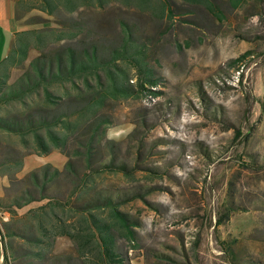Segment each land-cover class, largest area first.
<instances>
[{
	"label": "rangeland",
	"instance_id": "obj_1",
	"mask_svg": "<svg viewBox=\"0 0 264 264\" xmlns=\"http://www.w3.org/2000/svg\"><path fill=\"white\" fill-rule=\"evenodd\" d=\"M130 1L112 0L103 9L77 11L59 6L53 15L37 3L44 17L81 19L86 32L64 39L75 47L93 37L104 46L117 43L119 20H125L143 61L159 76L151 86L158 94L138 91L104 104L106 135L116 143L118 155L132 162L140 143L145 157L133 176L106 172L103 181L151 189L145 198L155 204L134 198L120 205L139 224L133 241L119 238V249L133 264H231L233 250L247 264H264V0H207L216 15L204 1ZM0 3L12 5L13 0ZM42 24L27 22L22 28ZM5 43L0 38V60L8 53ZM248 49L241 64L228 62ZM37 53L30 47L24 64ZM123 65L136 82V69ZM197 84L216 106L217 116L206 110ZM8 106L17 109L21 104ZM101 149L107 151L105 145ZM12 153L23 159L17 177L45 162L61 168L66 159L56 148L38 154L1 133L0 159ZM144 164L158 165L163 172L152 173ZM18 186L0 167V195ZM228 204L232 211L224 216ZM71 248L67 240L56 245L58 251Z\"/></svg>",
	"mask_w": 264,
	"mask_h": 264
},
{
	"label": "trees",
	"instance_id": "obj_2",
	"mask_svg": "<svg viewBox=\"0 0 264 264\" xmlns=\"http://www.w3.org/2000/svg\"><path fill=\"white\" fill-rule=\"evenodd\" d=\"M111 1L40 0V6L53 15L59 6L68 11L103 9ZM197 1L206 2L216 15L207 0ZM163 9L164 2L160 11ZM38 17L31 15L27 21L43 24L28 29L3 59L12 63L17 57V62H23L30 47L38 50L14 81L8 82V74L0 72V108L5 107L0 113V136L16 137L38 154L56 148L66 159L61 168L45 162L20 177L16 175L23 164L19 155L5 154L0 159L10 181L19 182L15 190L0 195V212L8 214L6 220L0 215V256L4 264H133L119 249L118 241L121 237L133 241L139 223L120 205L134 198L149 202L145 195L152 190L114 187L103 181L106 172L133 176L145 157L140 143L132 162L118 155L116 143L106 135L109 117L103 109L110 98L138 91L158 94L151 86L158 83L159 76L143 61V51L131 40V27L123 19L119 20L117 43L104 46L93 37L75 47L67 40L86 32L80 18L41 17L39 21ZM249 52L245 50L228 62L237 66ZM123 63L136 69V82L130 81ZM196 89L206 110L217 116V108L203 88L197 84ZM12 102L21 107L10 108ZM102 145L107 151H102ZM250 159L253 164L255 160ZM142 166L155 174L163 172L155 164ZM231 206L226 205L221 214L226 216ZM221 214L218 222L223 219ZM59 240L69 241L72 248L58 251ZM229 259L231 264H247L236 250L229 252Z\"/></svg>",
	"mask_w": 264,
	"mask_h": 264
},
{
	"label": "crops",
	"instance_id": "obj_3",
	"mask_svg": "<svg viewBox=\"0 0 264 264\" xmlns=\"http://www.w3.org/2000/svg\"><path fill=\"white\" fill-rule=\"evenodd\" d=\"M37 3L38 0H32L30 2H28V0H13L12 5L0 3V38L2 41H6V45L8 42L7 52L10 50L12 43L14 44L20 41L22 37L26 36V31L29 28H22V24L28 22V17L31 15L39 16V12H42V7L39 8ZM41 15H43V12ZM42 17H44V15ZM8 31L10 33H8ZM4 57L0 60V72L7 73L8 82H12L28 67L29 61L24 64L28 58V55L23 60V62H17L18 58L16 57L15 62L12 63L3 60L5 59ZM0 264H4L2 262V256H0Z\"/></svg>",
	"mask_w": 264,
	"mask_h": 264
},
{
	"label": "built area",
	"instance_id": "obj_4",
	"mask_svg": "<svg viewBox=\"0 0 264 264\" xmlns=\"http://www.w3.org/2000/svg\"><path fill=\"white\" fill-rule=\"evenodd\" d=\"M2 218L4 219V220H6V219H8V216L7 215H4V213H2ZM1 241H0V245H1Z\"/></svg>",
	"mask_w": 264,
	"mask_h": 264
},
{
	"label": "water",
	"instance_id": "obj_5",
	"mask_svg": "<svg viewBox=\"0 0 264 264\" xmlns=\"http://www.w3.org/2000/svg\"><path fill=\"white\" fill-rule=\"evenodd\" d=\"M2 252H3V245L1 244L0 245V253L2 254Z\"/></svg>",
	"mask_w": 264,
	"mask_h": 264
}]
</instances>
